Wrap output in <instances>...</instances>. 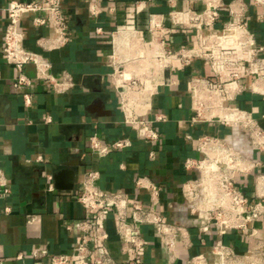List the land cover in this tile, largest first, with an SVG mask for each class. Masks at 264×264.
Masks as SVG:
<instances>
[{
  "label": "crops",
  "instance_id": "1",
  "mask_svg": "<svg viewBox=\"0 0 264 264\" xmlns=\"http://www.w3.org/2000/svg\"><path fill=\"white\" fill-rule=\"evenodd\" d=\"M10 1L0 0V167L11 189L9 195L0 190L1 263L53 264L56 255L73 256L75 244L84 237L73 225L91 219V213L78 202L83 176L89 170L100 174L102 189L125 191L134 202L147 203L149 198L136 186L140 176L165 189L163 202L175 205L177 218L192 233L193 247L178 251L179 264H190L195 255H203L206 264H218L212 249L220 239L244 264L253 254L264 255V215L250 225L257 231L255 236L232 231L222 238L216 233L200 237L198 223L188 217L181 196L182 185L196 177L195 171L186 169L185 161L201 157L199 137L232 133L217 120L194 121L198 107L193 85L204 80L221 83L238 73L235 81L225 84L226 104L248 109L264 126V71L248 74L245 68L233 67L235 57L226 60L231 66L226 69L224 61L213 63L202 56L182 61L165 58L161 51L163 45L174 52L209 53L201 45L210 34H221L233 23L237 27L232 34L246 35L254 44L236 46L229 37L221 55H236L245 61L251 49L264 48V5L255 0H175L172 4L170 0H65L72 40L62 47L41 46L39 40L56 39V31L50 24L35 27L36 16L28 15L21 25L26 35L24 47L50 61L49 74L57 83H63L65 75L72 79L73 86L66 85V92L58 93L50 82L40 79L34 64L24 68L32 85L15 87L19 72L4 54L5 9ZM91 5L98 15L90 13ZM213 9L218 17L208 28L201 27L200 15ZM257 55L264 58V51ZM118 69H124L122 78L116 76ZM131 80L148 91L146 104L137 101L135 111L152 123L158 134L155 142H146L126 123L120 89ZM25 94L31 95V105L26 104ZM162 115L163 121L159 120ZM94 135L108 144L127 138L131 145L101 160L91 151ZM237 139L250 157L262 162L256 172H264V153H253L246 137ZM151 151L157 153L156 159L149 158ZM51 184L53 191L49 190ZM237 184L251 203L257 200L254 174L240 175ZM5 207L11 213L6 214ZM28 215H36L37 221L27 225ZM114 225L110 217L108 248L118 262L127 264L131 255L122 252ZM136 229L153 248L145 254V263L167 264V253L155 231ZM34 251L46 256L37 259Z\"/></svg>",
  "mask_w": 264,
  "mask_h": 264
},
{
  "label": "built area",
  "instance_id": "2",
  "mask_svg": "<svg viewBox=\"0 0 264 264\" xmlns=\"http://www.w3.org/2000/svg\"><path fill=\"white\" fill-rule=\"evenodd\" d=\"M175 0H170L174 3ZM257 5H264V0H255ZM6 28L4 32V54L8 64L13 65L19 72L15 81V87H29L32 80L24 73L27 64H34L40 79L50 82L56 92H66V85H72V79L65 75L63 83H57L49 74L50 61L42 55L27 50L24 47L26 35L21 30L23 20L28 15H35L34 26L40 27L47 24L53 26L56 31V39L42 38L40 45L49 43L62 47L71 42L70 24L65 5V0H30L27 2L12 0L5 9ZM46 13L43 17L41 14ZM90 13L98 15V10L90 6ZM218 17L216 9L209 10L200 15V26L208 28L212 21ZM160 27L159 24H153ZM237 27L229 24L221 34L212 33L201 45V48L209 53H200L197 50H180L174 52L168 49L161 51L165 58L172 57L188 61L194 56H202L210 62L224 61V68L231 69L227 61L235 57L237 62L233 67L245 68L246 73L255 74L264 71V58H258L261 49H251L250 57L242 61L236 55L223 58L222 46L229 37L234 38L236 46L253 45V41L246 35H233ZM101 32V29H98ZM227 60V61H226ZM230 67V68H229ZM117 77L124 76V69H118ZM238 73H233L229 80L223 79L221 83L204 80L202 84L193 85V99L196 100L195 122L209 119L217 120L227 128L231 135H203L198 139L199 159H187V170L195 171L196 177L182 185L181 196L187 208L189 218L197 221V235L204 236L216 233L220 238L232 231L241 232L245 236L257 235L256 229L250 225L264 215V172L257 169L263 166L261 161L250 157L244 151L237 137H246L251 145L253 153H264V126L260 120L248 109L233 107L226 104L227 94L225 84L235 81ZM67 83V84H66ZM122 104L126 109V123L131 125L138 135L146 142L152 143L158 139V134L152 129V123L143 119L135 111L136 102L146 104L148 91L136 80H131L126 87L120 89ZM27 105L32 104V97L24 95ZM159 120H165L160 116ZM131 145L127 138L119 139L113 143H104L96 135L90 138V147L93 154L99 159L107 158L113 151L122 150ZM150 159H156L157 153L151 151ZM254 174L257 200L251 203L246 192L237 184L240 175ZM100 174L95 171H87L82 180V193L78 202L91 213V219H81L74 223V228L84 233L81 242L75 244L73 256L56 255L52 258L53 264H124L118 262L109 251L108 243L110 231L107 221L114 218V231L119 237L122 252L131 255L127 264H146L145 254L152 245L146 241L143 232L137 231L136 226L153 229L164 247L167 264H179L180 249L188 251L193 247L192 233L188 225L183 224L177 218L176 207L173 203L165 205L163 193L165 189L154 183L146 176L138 177L136 186L140 191L147 193V203L131 201L128 194L122 190L102 189L98 181ZM51 184L49 190L53 191ZM0 190L5 194H11L9 179L5 171L0 167ZM165 208H167L165 210ZM5 213H11L10 207H5ZM36 215H28L26 224L32 225L37 221ZM71 229V227H69ZM203 242V239L201 240ZM212 254L218 259V264H244L235 250L224 244L222 240L216 242ZM35 258L46 256L45 253L33 252ZM190 264H206L203 255H195L189 260ZM0 264L1 260H0ZM247 264H264V255L253 254L252 260Z\"/></svg>",
  "mask_w": 264,
  "mask_h": 264
},
{
  "label": "bare ground",
  "instance_id": "3",
  "mask_svg": "<svg viewBox=\"0 0 264 264\" xmlns=\"http://www.w3.org/2000/svg\"><path fill=\"white\" fill-rule=\"evenodd\" d=\"M121 41L120 39L118 40V42Z\"/></svg>",
  "mask_w": 264,
  "mask_h": 264
}]
</instances>
